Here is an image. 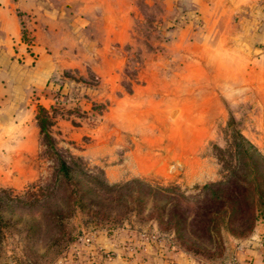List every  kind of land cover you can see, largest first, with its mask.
I'll return each instance as SVG.
<instances>
[{
    "label": "rangeland",
    "instance_id": "obj_1",
    "mask_svg": "<svg viewBox=\"0 0 264 264\" xmlns=\"http://www.w3.org/2000/svg\"><path fill=\"white\" fill-rule=\"evenodd\" d=\"M34 2L21 40L36 53V90L10 88L0 105V264L52 262L78 227L132 215L219 258L227 234H248L222 194L241 203L243 186L264 187V151L242 134L249 105L227 97L215 56L193 53L192 0Z\"/></svg>",
    "mask_w": 264,
    "mask_h": 264
},
{
    "label": "crops",
    "instance_id": "obj_2",
    "mask_svg": "<svg viewBox=\"0 0 264 264\" xmlns=\"http://www.w3.org/2000/svg\"><path fill=\"white\" fill-rule=\"evenodd\" d=\"M201 23L193 44L194 54L204 57L206 50L215 56L217 70L224 73L227 97L241 94L249 105L242 134L264 151V0H192ZM34 0H0V105H6L9 90H36V61L19 59L25 56L22 43V22L36 21ZM18 12L22 13L18 15ZM24 17V18H23ZM32 34L36 36V23ZM195 33V34H196ZM231 92V93H230ZM230 93V95H229ZM8 120V117H0ZM15 120V117H12ZM7 135L0 126V141ZM146 230L161 240L144 243L133 255L122 249L128 233ZM93 232L95 246L76 244L75 238ZM46 264H264V220L259 219L246 236L227 234L225 250L219 258L209 259L186 250L171 231H162L153 219L139 221L134 215L122 223L80 226L57 259Z\"/></svg>",
    "mask_w": 264,
    "mask_h": 264
},
{
    "label": "trees",
    "instance_id": "obj_3",
    "mask_svg": "<svg viewBox=\"0 0 264 264\" xmlns=\"http://www.w3.org/2000/svg\"><path fill=\"white\" fill-rule=\"evenodd\" d=\"M26 58V60H25ZM36 53H34L33 50H31L29 48L28 45H25V56H23L22 58H20V61H28L29 63L33 64L36 61ZM41 110L43 111V109L41 108ZM38 123L40 126V129L43 133H45L46 131V119L42 118V117H38ZM46 136H48V134H46ZM49 137V136H48ZM262 160H264V157H262ZM61 167L62 170L65 172L64 174L67 175L68 173V166L65 162L61 163ZM264 184V182H263ZM262 185V184H261ZM261 185H253V184H247L246 186H243V194L240 196L241 198V203L239 201L238 198H233L230 195L227 194H222L224 195V200L220 201V203L218 204L219 208H222L224 205V202L228 203L229 209H230V213L228 215V222L231 223V221L233 219H235L236 217H242V219H245L246 221V231L248 233H250L254 227V223H256V221L258 220L257 215L254 214L253 212V206L252 203L253 201H259L260 203L264 204V187ZM253 190H255L253 192ZM250 191V192H248ZM249 193L251 198L250 201H248V199H246V195L245 193ZM254 193L256 196H254ZM211 195V194H210ZM214 195L212 198V201L215 200H220L221 196L219 197ZM215 203V202H214ZM243 206L246 207V211L245 213H243V211L241 210V208H243ZM208 217L210 215H212L211 211H208L206 214ZM182 216L180 215V213L176 212V210H173L172 212L169 213V221L172 223L174 230L177 232L178 229L180 228V223L181 220H179ZM185 248V247H184ZM186 250L190 251L189 249L185 248ZM196 253V252H195Z\"/></svg>",
    "mask_w": 264,
    "mask_h": 264
},
{
    "label": "built area",
    "instance_id": "obj_4",
    "mask_svg": "<svg viewBox=\"0 0 264 264\" xmlns=\"http://www.w3.org/2000/svg\"><path fill=\"white\" fill-rule=\"evenodd\" d=\"M137 235L139 240H141L144 243H151L153 241H159L161 240V236L155 234L154 232H148L146 230H141L135 232L128 233L125 241L122 244V249L124 250V253L128 255L135 254L138 249L141 248L140 245L136 243V240L134 239V236ZM76 244H84L87 247H93L95 246V249L97 251H101L102 253H107L106 249L102 246H96L95 245V237L93 232H84L81 233L79 236L77 235L74 241Z\"/></svg>",
    "mask_w": 264,
    "mask_h": 264
}]
</instances>
